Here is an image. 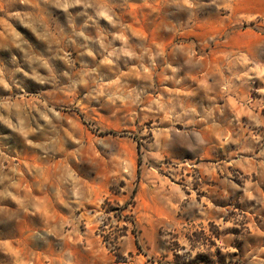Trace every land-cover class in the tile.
<instances>
[{
    "label": "rangeland",
    "instance_id": "obj_1",
    "mask_svg": "<svg viewBox=\"0 0 264 264\" xmlns=\"http://www.w3.org/2000/svg\"><path fill=\"white\" fill-rule=\"evenodd\" d=\"M0 264H264V0H0Z\"/></svg>",
    "mask_w": 264,
    "mask_h": 264
},
{
    "label": "crops",
    "instance_id": "obj_2",
    "mask_svg": "<svg viewBox=\"0 0 264 264\" xmlns=\"http://www.w3.org/2000/svg\"><path fill=\"white\" fill-rule=\"evenodd\" d=\"M160 202V200L158 199V197L156 195H152L151 200L149 201V203H152V206L158 204Z\"/></svg>",
    "mask_w": 264,
    "mask_h": 264
}]
</instances>
